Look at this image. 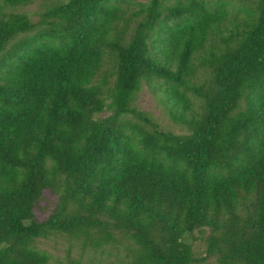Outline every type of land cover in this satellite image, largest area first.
I'll return each instance as SVG.
<instances>
[{"label":"trees","instance_id":"16d2710c","mask_svg":"<svg viewBox=\"0 0 264 264\" xmlns=\"http://www.w3.org/2000/svg\"><path fill=\"white\" fill-rule=\"evenodd\" d=\"M34 2L0 0V264H264V0Z\"/></svg>","mask_w":264,"mask_h":264},{"label":"rangeland","instance_id":"374dc122","mask_svg":"<svg viewBox=\"0 0 264 264\" xmlns=\"http://www.w3.org/2000/svg\"><path fill=\"white\" fill-rule=\"evenodd\" d=\"M43 0H35L34 4L28 6L25 9L20 10V12H25L30 14L32 20L36 21V13L39 10V6ZM139 2L146 3L148 0H138ZM135 106L138 110L144 111L152 115V117L160 124L162 130H168L175 133H181V128L174 124L168 117L165 108L157 100L155 95L149 90L146 85H143L140 93L137 96ZM56 199L48 194L43 199L41 205L44 209L43 212L39 213V216H46L50 210L54 207ZM202 243L201 241H195L193 247L201 251ZM42 249L46 250L50 255L53 256L55 260H62L65 256V250L67 248V242L64 239H51L43 241L40 246ZM73 255H78V251L74 250ZM208 264H215L213 262H208Z\"/></svg>","mask_w":264,"mask_h":264}]
</instances>
